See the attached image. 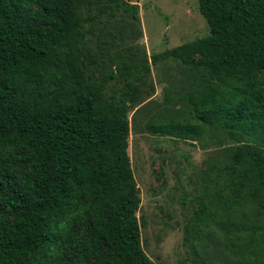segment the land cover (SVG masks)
<instances>
[{
	"label": "trees",
	"instance_id": "obj_1",
	"mask_svg": "<svg viewBox=\"0 0 264 264\" xmlns=\"http://www.w3.org/2000/svg\"><path fill=\"white\" fill-rule=\"evenodd\" d=\"M130 1L0 0V264H155L128 156L129 105L149 67L135 82L126 62L97 77L83 46L86 22L137 14ZM198 10L208 35L162 54L192 68L185 116L148 128L225 142L185 238L215 222L234 264H264V0H198ZM116 77L124 89L106 99ZM248 205L260 224L243 221Z\"/></svg>",
	"mask_w": 264,
	"mask_h": 264
},
{
	"label": "rangeland",
	"instance_id": "obj_2",
	"mask_svg": "<svg viewBox=\"0 0 264 264\" xmlns=\"http://www.w3.org/2000/svg\"><path fill=\"white\" fill-rule=\"evenodd\" d=\"M137 14L119 12L85 23L86 65L97 77L108 74L122 62L135 71L131 81L142 74L136 104L129 105L130 134L128 156L141 204L137 217L141 224V244L155 264H234L225 247L226 233L215 222L197 228L195 238H185V225L213 192L210 166L225 160V142L181 140L152 132L150 122L163 123L182 118L186 101L182 92L192 90V68L162 54L186 42L208 35L198 0H131ZM95 9L84 12L92 16ZM155 57V58H154ZM124 89L120 77L105 87V97L118 100ZM205 188H208L207 190ZM242 219L260 224L262 213L246 206Z\"/></svg>",
	"mask_w": 264,
	"mask_h": 264
}]
</instances>
